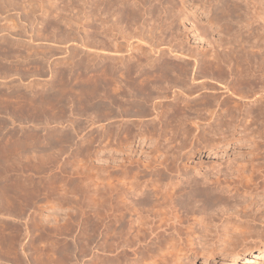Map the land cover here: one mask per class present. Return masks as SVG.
I'll list each match as a JSON object with an SVG mask.
<instances>
[{
	"label": "rangeland",
	"instance_id": "374dc122",
	"mask_svg": "<svg viewBox=\"0 0 264 264\" xmlns=\"http://www.w3.org/2000/svg\"><path fill=\"white\" fill-rule=\"evenodd\" d=\"M135 1L136 3L131 2L132 5L136 4V8L139 6L137 18H135L138 23L133 20L134 18L131 19L128 16L126 20H124V17L121 21H117L115 16L114 18L111 17L112 20L111 18H108L109 20L105 19L106 23L102 22V25L105 24L102 29L105 26V29L107 30L108 27L109 31L105 29L104 31L99 29V31L96 25L98 17L95 10L96 6L93 4L95 0H0V199H2L0 200V264H14L16 261L14 260L15 255L22 252L21 247L25 243L33 244L34 247L31 245L32 250H26V252L20 254L24 261L34 257L37 264H71L75 260L73 256L78 259L80 255L75 242L82 224V227L87 230L86 239L88 236L93 235L96 237L97 235L94 242L92 241L91 244L85 247L86 252L84 251V260L88 263L92 262V264H101L102 262L99 261L101 258L102 260L106 259L104 260L106 262L113 260L117 262L116 264H244L245 258H249L247 254L238 258L230 255V260L226 262H222L221 257L226 253L240 250L254 253L264 246V90L261 89L263 85L258 84L256 80L255 84L258 86L254 87L257 96L253 98L246 97L247 100L246 98L240 99L238 96L236 98L235 96L232 97V94H230L232 98L223 108L228 105L232 106L234 103L240 106L241 104L244 106L245 102L253 104L254 101H258L259 105L252 108L253 115L249 117L252 120L248 118L247 123H243L244 127H238V129H231L230 127L227 129H231L229 132L222 130L227 128L226 126L222 128L223 132L220 133L229 134L233 130L232 135L235 133L234 137L232 136L231 141L226 144L221 143L215 146L213 144L218 140L216 138L220 137L210 134L208 136V132H202L201 129L214 118L216 112L218 113V108L211 107L210 105L213 104H209L212 102V96L210 95L223 99L229 97V93L223 91L219 85L220 81H216L220 74L214 80L206 77V75L204 76L203 74L207 71L203 70V65L199 62V59L205 60L206 55L212 52L213 48L214 50L217 48L219 39L223 41L226 38L221 46L224 43L227 44L224 47L227 50V46L232 47L230 43L233 41L232 39L237 37L241 43L242 40L238 38L239 35L242 36L243 40L247 36L244 40V43H247L240 45L244 47L246 45L248 51L255 48L258 50L259 46H256L254 40L258 39L259 36L255 34L258 33L257 29L260 28H257L256 25L246 28V22L249 20L248 23L250 24L252 20L246 19L243 7L236 0H150L147 3H140L139 0ZM131 2L129 3L131 4ZM100 18L104 17L101 16ZM243 23H246V25H243ZM240 24L245 27L243 28ZM95 26L96 30L94 29ZM111 30L113 31L111 32ZM232 30L236 34H233ZM255 30L256 33H254ZM260 30L259 33L263 34V30ZM230 32H232L231 35ZM99 33H103V36ZM104 33H106L105 36ZM249 34L251 38L248 37ZM99 38L101 39L99 40ZM96 39L99 42H96ZM101 40L104 41V44L101 43ZM111 40L115 41L112 43ZM246 40H252L253 43L249 42L248 44ZM235 41L232 43L234 44ZM100 43L101 47L105 45L102 47L104 50L108 49L106 52H103ZM250 43L254 44V48ZM235 45L238 48L240 46L239 42H235L233 45L234 49L238 50ZM242 46L240 47L242 48ZM240 47L239 49H241ZM110 52L116 53L112 54ZM160 55L162 56L159 57ZM194 56L195 61H193ZM186 59L187 61H185ZM136 60L140 63L137 62V65H141L142 68L145 67L146 72L150 70L154 75L144 72L143 76L135 73L131 76L123 75L121 77L119 73L112 72V70H118L122 66H132L131 68L135 70ZM197 60L198 62H196ZM240 62L238 61L237 65ZM183 63H186L185 67L187 68L184 67ZM197 63H199V66H197ZM108 64L110 68L107 66ZM145 64L150 65V67L147 66L149 70ZM245 64H240V67L243 66L241 69L238 66V71H235L236 75L241 76L240 74H242L243 77L248 74L247 72H251L248 71V67H244ZM139 65L136 69L141 67ZM165 65L170 68H166V73H170L177 68L178 74L180 70H184L183 67L190 71L192 79L189 78V74H187L189 76L184 75L183 77L184 83L186 84L187 81L186 85L190 84L189 86L192 89V93L188 94L191 98H198L205 94L201 96L202 98H198L199 100L196 103L193 100L189 104V106L191 105L189 110L191 113L188 109H183V104H181L182 106L177 105V109L172 105L168 106L169 109H175L177 112H175L176 114L173 111L169 112V119L166 118V123L170 131L167 129V132L171 134L172 131H178L175 132L178 134V139L175 135V142L183 137L179 142L177 141V144L185 143L187 140L185 146L187 144L189 147L186 146V149L188 150L191 145L194 149L190 156H184L186 158L183 157V159L176 161L174 170L166 174V179L163 177L165 180L161 188L159 184H156L159 187L153 188V193L151 192L152 188H143L144 191L149 190L147 192L151 196L155 194L164 198L169 196L165 198L167 199L166 205L171 204L173 199L178 198L176 205L173 203L174 205L169 204L170 207L167 206L168 208H158L160 218L155 219L156 221L150 220V216L147 219L153 222L151 230L154 227L156 228L153 229L154 232L145 229V236H148L147 233L152 232L147 238L152 240L154 237H160V241L158 239L157 243L162 244L157 245L156 241L147 240L139 246L131 240L129 241L130 244L127 242V245L122 243L123 241L115 240V237H113L115 232L113 233L111 228L113 219L118 216L119 210L122 209H120V200H122L120 195L122 197L124 189L120 191L121 193L118 192L120 188H124V185L120 184L121 181H119L122 174L118 171V168H114L116 164L119 165L120 157H116L115 159L118 162L114 163L111 156H109L112 152L108 149H105L100 155L96 154L95 129L99 130L102 125L107 126L108 121L105 118L104 121L100 122L101 117L106 114L103 112L97 113V116L102 113V115L99 114L100 120L97 121L98 118L94 108L96 100L93 98L96 94L93 93L96 92L97 85L95 84L97 82H100L103 86L107 84V88L113 89L111 87L114 85H120L121 79H130L129 82L128 80L125 81L133 84L132 86L136 90L140 92L143 90L142 92H144V89L146 91L144 87L147 84L143 82H148L149 79L154 78L155 81H159V79L164 81L167 78L169 81L172 80L170 75L163 77L165 69L164 72L159 69L161 66L163 69ZM200 65L202 69L199 70ZM151 67L156 71L152 72ZM244 69L247 70V72L245 71L246 74H244ZM160 73L161 76L158 78ZM197 73L202 75H197ZM219 73H221V78L225 80L224 82H230L231 77H229L227 68L220 69ZM250 74L252 73L248 75ZM150 75L158 77H151ZM194 76L195 78L200 76L198 78H201V80L195 79ZM202 76L204 77L202 78ZM147 77L151 78L146 79ZM199 80L213 83L215 88L211 89L206 86V89H201V87L196 86L200 82ZM259 85L262 86L259 88ZM176 90L162 91L161 97H164L159 100H163L165 103L170 102L173 93L177 92ZM146 92L144 93L146 94ZM154 96L153 99L156 98ZM168 96L171 97L168 98ZM153 102L156 101H149L144 108H133L134 111L139 109L142 112L143 110L142 115L127 119L139 121L141 119L143 122L156 119V112H150ZM201 102L202 104H200ZM205 105L210 106L211 109ZM185 110H187V113ZM198 113L199 118L196 116ZM211 113L214 115L212 116ZM179 115L181 117L184 115L188 119L185 118V120L182 117L183 121H181L182 118ZM103 119L104 117H102ZM228 119L225 121L231 123L232 119H229L231 122H228ZM149 126L150 134L154 133L156 126ZM199 131L202 132L201 134L204 133L203 137L200 136ZM107 135L109 137V134ZM199 136L201 138L197 141L198 139H195V137L199 138ZM188 139L191 141L189 142ZM194 139L196 142H194ZM150 142L146 144L148 145ZM145 147L146 150L147 146ZM179 149V152L175 149L174 154L180 153L181 149ZM136 150L137 152L133 153L132 156L128 155L130 159L132 158L131 160L136 162L140 160L142 163L147 155L145 151L144 154L139 153L140 148ZM184 152L187 151L181 153ZM143 155H145V158L142 157ZM186 155H189V153ZM98 167L103 170V173L101 170L103 179L108 175L106 174L107 171L111 172V179L103 181L115 185L114 188L111 185L103 188L105 192L102 189L105 195L101 192L102 195L100 194V196L101 198L105 197L103 200H100L99 197V200L105 204L97 202L98 197L95 194L94 184L96 183V170ZM132 171L137 172L136 169ZM139 173L141 172L139 171ZM147 178L144 177V180ZM155 178L152 179L155 180ZM142 179L140 178L139 181H144ZM105 182L103 184H106ZM167 183H169L168 189L165 186ZM107 189L110 190V193ZM113 189H116V192ZM155 189L158 190V193L155 192ZM161 189L166 190L164 192ZM166 192L170 193L171 196L170 194L166 195ZM170 197L172 198L168 199ZM109 199L111 200L109 201ZM96 204H102L103 206L100 205L97 210ZM109 204L111 205L109 206ZM169 208L170 210H168ZM168 211H171L170 214ZM161 216L163 219H161ZM144 228H147V226ZM87 233H90V235ZM125 237L128 238L129 235H125ZM163 238H166L167 241ZM92 248H96L98 251L96 254L100 258L97 261H91L94 260L93 253H95ZM212 250L216 253L210 259L206 255ZM195 256L197 258L192 263L191 258Z\"/></svg>",
	"mask_w": 264,
	"mask_h": 264
},
{
	"label": "bare ground",
	"instance_id": "6f19581e",
	"mask_svg": "<svg viewBox=\"0 0 264 264\" xmlns=\"http://www.w3.org/2000/svg\"><path fill=\"white\" fill-rule=\"evenodd\" d=\"M131 1H134V3H136V1L135 0H95V3L93 2V4L96 6V14H97V23H96V25H97V27H98V30L99 29H101V30H103L104 31V29H105V26H104V29H102V26L103 25H105L104 23H106L105 22V19H108V18H111V17H115L116 16V18H117V21H121L124 17H125V19L124 20H126V18H128V17H131V19L132 18H134L133 20H136L135 18H137L136 16H137V11H138V7L139 6H137V8H136V4L135 5H132V2ZM150 0H139V2L141 3H147V2H149ZM152 1H156V0H152ZM218 1H223V0H218ZM129 2H131V4L129 3ZM236 2L238 3V4H240V6H242L243 8V10H244V12L246 13L245 14V16L247 17H245L246 19H251L252 20V22L249 24L248 22H249V20H248V22H246L247 23V26H246V28L248 27H251L252 25H256V26H258L257 28H260L261 30H263V34H264V0H236ZM133 3V4H134ZM138 3V2H137ZM210 3V2H209ZM224 3V2H223ZM222 3V4H223ZM94 5H93V7H94ZM207 5H209V4H207ZM213 5V4H212ZM133 6H134V8H133ZM132 7V8H131ZM213 7V6H212ZM142 8V7H141ZM136 10V11H135ZM209 10V9H208ZM143 11V10H142ZM95 12V11H94ZM208 12V11H207ZM211 12V11H210ZM146 13H148V11H146ZM125 15V16H122V15ZM149 14V13H148ZM147 14V15H148ZM243 14V13H242ZM244 15V14H243ZM94 16H96V15H94ZM101 16H103L104 18H100ZM128 16V17H127ZM139 18V17H138ZM239 18H241V17H239ZM242 19H244V18H242ZM96 20V19H95ZM109 20V19H108ZM111 20H112V18H111ZM116 20V19H115ZM123 20V21H124ZM128 20V19H127ZM149 20V19H148ZM104 21V23H103V25H102V22ZM107 21V20H106ZM113 21H114V19H113ZM117 21H115V23H117ZM122 21V22H123ZM132 21V20H131ZM137 21V20H136ZM245 21H247V20H245ZM121 22V23H122ZM149 22V21H148ZM230 22V21H229ZM244 22V21H243ZM115 23H113L112 22V24H114L115 25ZM120 23V22H119ZM123 23H125V22H123ZM128 23V22H127ZM137 23H138V21H137ZM246 23H243V25L245 24L246 25ZM153 24V23H152ZM117 25H120V24H117ZM116 25V26H117ZM122 25V24H121ZM126 25V24H125ZM241 25V24H240ZM243 25H241V26H243ZM128 26V25H127ZM223 26V25H222ZM256 26H253L254 28L256 27ZM115 27V26H114ZM118 27V26H117ZM130 27V26H129ZM128 27V28H129ZM239 27V26H238ZM237 27V28H238ZM245 26H243V28H244ZM252 27V28H253ZM112 28V27H111ZM121 28V27H120ZM127 28V29H128ZM247 28V29H248ZM256 28V29H257ZM94 29L96 30V26L94 27ZM110 29V28H109ZM114 29V28H113ZM126 29V30H127ZM239 29V28H238ZM259 29V30H260ZM106 30V29H105ZM107 30H108V27H107ZM106 30V31H107ZM116 30V29H115ZM124 30V29H123ZM249 30H251V29H249ZM259 30L257 29V34H255V35H257V36H259L258 37V39H255L254 41V43L256 44V46H259L258 47V50H256L257 48H255V49H253L254 47H253V45L250 43V45H252V51H248L249 49L247 48V46L245 45V47L244 46H242V45H240V44H243L244 43V40L247 38V36H245L246 38L243 40L241 37L242 36H240L239 35V39H241L242 41H241V43H240V41H238V39H237V37H235L236 39H237V41H235L236 39L234 38V39H232L233 41H235V42H239V45L240 46H242V48L241 49H239V47L237 48V46H238V44H237V46L235 45V47L238 49V50H236V49H234V47H233V45L235 44V42H234V44L232 43L233 41H231L230 43L232 44V47L230 48V47H226L227 48V50L224 48L227 44H225L224 43V45L223 46H221L222 44H223V41L226 39V38H224V40L222 41V39H219V43H218V45H217V48H215V50H214V48L212 49V47H211V49L213 50H211L212 52H210L209 54H207L206 56H207V58L205 59V60H203L202 58V60H200L199 59V62H200V64H202L203 65V70H205V71H207V72H205L203 75L205 76L206 75V77H210L211 79H216L217 78V76H218V74H220L221 75V73H219V70L220 69H222V68H227V70H228V74H229V77H231V80H230V82L229 83H226V82H224L225 80L224 79H222L221 78V76L219 75L218 77V79H216V81L218 80V81H220V87L223 89V91L225 90L227 93H229V97H225V98H219V97H214V95H210V96H212V102L211 103H209V104H213V105H210L211 107H217L218 108V113L216 112V114L214 113V112H212V113H214L215 114V116H214V118L209 122V123H207V124H205L204 126H203V128L202 127H200V128H202L201 130H202V132H208L207 133V135L208 134H210V135H213V136H217V137H220V138H216V139H218V140H216L215 141V144H213V145H220L221 143H228V142H230L231 141V139H232V136L234 137V134L232 135V131L228 134V133H220V132H223L222 130H225V132H229L232 128H234V129H238V127H244V122H245V124L247 123V120H248V118L250 117V115H253L252 113V108H256V107H258V105H259V102L258 101H254V103L253 104H250V103H246L245 102V105L243 106L242 104H241V106L240 105H238V104H236V103H234V105H228L226 108H223V107H225L228 103H229V100H230V98H232V97H234L235 96V98H236V96H238L240 99H243V98H246V97H251V98H253V97H255V96H257L256 95V92H255V87H257L258 85H256L255 84V81L257 80L258 81V84H262V85H259V88L261 87V89L263 88V90H264V35L263 34H260L259 33ZM260 30V31H261ZM100 31V30H99ZM103 31H101V32H103ZM109 31V30H108ZM113 30H111V32H112ZM117 31V30H116ZM119 31H122V30H119ZM118 31V32H119ZM128 31V30H127ZM132 31V30H131ZM131 31H130V34H131ZM233 31V30H232ZM238 31V30H237ZM236 31V32H237ZM239 31H240V29H239ZM98 32V31H97ZM235 31H233V34H236V33H234ZM247 32H249V31H247ZM254 32V31H253ZM251 33L252 35L254 34V33H256V30H255V32L254 33ZM108 34H110L109 32H107ZM124 33V32H123ZM128 33V32H127ZM134 33V32H133ZM227 33V32H226ZM238 33H240V32H238ZM244 33V32H243ZM99 34H101V33H99ZM103 34V33H102ZM101 34V36H103ZM105 34L106 33H104V36H105ZM107 34V35H108ZM135 34V33H134ZM232 34V32H230V35ZM242 34V33H241ZM248 34V33H247ZM259 34V35H258ZM127 35V34H126ZM137 35V34H136ZM226 35V34H225ZM245 35V34H244ZM96 36V35H95ZM111 36V35H110ZM229 36V35H228ZM228 36H227V40H228ZM232 36H235V35H232ZM250 36V34L248 35V37ZM137 37V36H136ZM231 37V36H230ZM230 37H229V40H230ZM244 37V36H243ZM256 37V36H255ZM95 38V37H94ZM98 38V37H97ZM107 38H109V37H107ZM113 38V37H112ZM249 38H251V36L249 37ZM248 38V39H249ZM252 38H253V36H252ZM101 38H99V40H100ZM128 39V38H127ZM254 39V38H253ZM103 40H104V38H103ZM137 40V39H136ZM112 41V40H111ZM115 40H113L112 41V43L114 42ZM174 41V40H173ZM246 41H248V40H246ZM96 42H99L98 41V39H96ZM137 42H138V40H137ZM225 42V41H224ZM249 42H252L253 43V41L252 40H250V41H248V44H249ZM101 43L102 44H104V41L102 42V40H101ZM101 43H100V47H101ZM112 43H110V44H112ZM217 43V42H216ZM227 43H229V42H227ZM229 43V44H230ZM245 43H247V42H245ZM244 43V44H245ZM95 44V43H94ZM96 44H98V43H96ZM108 44V43H107ZM125 44V43H124ZM243 44V45H244ZM127 45V44H126ZM249 45V47L251 48V46ZM97 46V45H96ZM98 46H99V44H98ZM103 46H105V45H103ZM102 46V47H103ZM110 46V45H109ZM108 46V47H109ZM116 46V45H115ZM118 46V45H117ZM124 46V45H123ZM147 46V45H146ZM230 46V45H229ZM94 47H95V45H94ZM99 47V48H100ZM101 47V49H103L104 50V48H102ZM107 47V48H108ZM243 47H244V50H243ZM111 48V47H110ZM113 48V47H112ZM150 48H151V46H150ZM246 49V50H245ZM97 50V49H96ZM100 50V49H99ZM106 50H108V49H106ZM106 50H104L103 52H106ZM150 50V49H149ZM158 50V49H157ZM163 50V49H162ZM110 51V50H109ZM135 51V50H134ZM139 51V50H138ZM141 51V50H140ZM98 52V51H97ZM96 52V53H97ZM101 52V51H100ZM99 52V53H100ZM116 52H117V50H116ZM115 52V53H116ZM122 52V51H121ZM125 52H126V50H125ZM143 52V51H142ZM110 53H112V52H110ZM115 53H112V54H115ZM128 53V52H127ZM140 54V53H139ZM195 54V53H194ZM205 54V53H204ZM173 55V54H172ZM187 55V54H186ZM189 55V54H188ZM203 55V54H202ZM100 56V55H99ZM143 56V55H142ZM162 55H160L159 57H161ZM197 56V55H196ZM112 57V56H111ZM131 57V56H130ZM140 57V56H139ZM185 57H187V56H185ZM193 57V56H192ZM95 58H96V56H95ZM100 58V57H99ZM107 58V57H106ZM126 58V57H125ZM127 58H129V57H127ZM141 58V57H140ZM154 58V57H153ZM190 58H191V56H190ZM102 59V58H101ZM108 59V58H107ZM113 59V58H112ZM156 59V58H155ZM158 59V58H157ZM198 59V58H197ZM103 60V59H102ZM117 60V59H116ZM140 60V59H139ZM177 60V59H176ZM98 61V60H97ZM104 61V60H103ZM103 61H101V62H103ZM159 61V60H158ZM161 61V60H160ZM159 61V62H160ZM167 61V60H166ZM185 61H187V59L185 60ZM184 61V62H185ZM193 61H195V56H194V60ZM238 61H241L242 63H246L245 64V68H247L248 67V71H251V72H247V70H245L244 69V74H246V72L249 74V73H252V74H250V75H244L243 77H242V74H240L241 76H238V74L236 75V72L235 71H238V69L237 68H239L240 67V64H242L241 62H240V64L239 65H237L238 64ZM137 60H136V64H135V70L133 69V68H131V67H128V66H122V67H120L118 70L117 69H114V70H112V72L113 73H119V75H121V77L123 76V75H130L131 76V74H135V73H137L139 76L140 75H142L143 76V73L144 72H146V70L144 69V68H142V66L141 65H139V66H141L140 68H137L136 69V67H138V65H137ZM148 62V61H147ZM159 62H157L158 64H160ZM162 62V61H161ZM196 62H198V60L196 61ZM99 63V62H98ZM97 63V64H98ZM106 63V62H105ZM110 63V62H109ZM122 63V62H121ZM120 63V64H121ZM128 63V62H127ZM144 63H146V62H144ZM143 63V64H144ZM96 64V63H95ZM131 64H133V63H131ZM130 64V65H131ZM184 64V67L186 66V63H183ZM187 64H188V62H187ZM122 65H124L123 63H122ZM127 65V64H126ZM137 65V66H136ZM146 65V64H145ZM154 65V64H153ZM157 65V64H156ZM163 65V64H162ZM244 65V64H243ZM98 66V65H97ZM102 66V65H101ZM107 66H109V64L107 65ZM118 66V65H117ZM150 67V65L148 64V65H146V68H148V67ZM155 66V65H154ZM159 66V65H158ZM197 66H199V63H197ZM225 66V67H224ZM239 66V67H238ZM104 67V66H103ZM162 67V66H161ZM159 68V69H161V71L163 70V72H164V69H165V72H164V75H163V77L166 75H170V77H172V80L170 79V78H168V79H170V81L169 80H167V78H165L166 80H164V81H161L160 79H159V81H155L154 80V78L153 79H149V81L147 82L146 80V82H143L144 84L146 83L147 85H145L146 87H144V88H146V91H145V89H144V92H146V94L144 93V92H140L139 90H136L135 88H134V86H132L133 84H131V83H128L129 82V80L128 79H125V80H128V82L127 81H125L124 79L122 80L121 79V82L119 83L120 85H118V86H116V85H114L113 87H111V88H113V89H109V88H107L106 86H107V84H106V86L104 85H101L100 84V82H97V80H96V82H97V84H95V85H97L96 86V92L95 93H93V94H96V96H94L93 98L96 100L94 103V105H95V111H96V116H97V113L98 112H103L104 114H105V116H102V117H104V119L102 120V117H101V120H100V116H99V114H98V116H97V118H98V120L97 121H99L100 120V122L101 121H104L105 120V118H106V121H108V123H107V126H104V125H102V126H100V129L98 130H96L95 129V131H96V139H94V140H96V148H95V151H96V154L97 155H100V154H102L103 153V151L105 150V149H108V151H110V152H112V153H110V155L109 156H111V158H112V162H118V160H116L115 158L117 157H120V159H119V165H115V167L114 168H118L119 170L118 171H120V173L122 174V176H121V179L119 180V181H121L120 182V184L122 183V185H124V188H120V190L118 191V192H120L122 189H124L123 191H122V197H121V195H120V198H122V200H120L121 201V207H120V209L121 210H119V212H117V213H119V214H117V215H115V216H117L116 218H114L113 219V222L111 223V228H112V232L114 233L115 232V234H113V237H115V240L117 239V241H123L122 243H126L127 244V242L129 243V241H133L134 243H136V245H139V246H141L142 245V243H144V242H147V240H149L147 237L152 233H147L148 234V236H145V229L147 230L148 229V231L150 232V231H153V229L154 228H156V227H154L152 230H151V228H152V221L153 220H155V219H157L158 217L160 218V216L158 215V214H160L159 213V209H165V208H168L167 206H169L170 207V205H172L173 203L176 205V200L178 199L177 197V199L176 200H174V202H173V200H172V202H171V204L169 205H166L165 203H167L166 202V200L167 199H165V198H167V197H169V196H167V197H161V195H160V197H161V199H160V197H158L159 195H157V194H155V195H153V196H151L150 195V193H148L147 191H149V190H143V188L145 189H148V188H152V190H151V192L153 193L154 191H153V188H156V187H159L160 186V188L162 187V184H164L163 183V181L166 179L165 177L167 176L166 174H168V172H171V171H173L174 169L173 168H175L174 166L176 165L175 163H176V161H179V160H181V159H183V157L184 156H190V154H191V152L193 151V149L194 148H192L193 147V145H191L190 146V148L187 150L186 149V146H187V144H186V146H185V143L187 142V140H186V142L184 143V142H181V144L180 143H178V144H180V145H178L177 144V141L178 140H176V142H175V135H177V139H178V134H176L178 131H172L171 132V134L170 133H168L167 132V129H168V126H167V123H166V118H168V114H169V112L170 111H173L174 113L175 112H177V110L175 111V109H173V110H171V109H169V107L168 106H170V105H172V106H174L175 108L177 107V105H181V104H183V106L182 107H184L183 109H188V111L190 110V106H189V104L194 100V103H196L199 99L198 98H200L201 96H203V95H205V94H203V95H201L200 97H198V98H191L188 94H190V92H191V87L189 86V85H186L187 84V81H186V84L184 83L185 81H184V75H187V74H189L190 75V71H188L187 69H185V68H187V67H183V69L184 70H180L179 71V73L177 74V68L176 69H173V70H176L175 72H168V73H166V68H168V67H166V65L165 66H163L164 68L162 69V68ZM171 67V66H170ZM173 67V66H172ZM180 67V66H179ZM241 67H243V66H241ZM241 67H240V69H241ZM109 68H110V66H109ZM118 68V67H117ZM154 68V67H153ZM155 68H158V67H155ZM174 68V67H173ZM198 68V67H197ZM251 68V70H249ZM101 69V68H100ZM106 69H108V68H106ZM168 69H170V68H168ZM180 69V68H179ZM178 69V70H179ZM181 69H182V67H181ZM200 69H202V67H201V65H200V68H199V70ZM103 70V69H102ZM145 70V71H144ZM148 70H149V68H148ZM147 70V71H148ZM198 70V71H199ZM224 70V69H223ZM100 71V70H99ZM107 71H110V70H107ZM151 71L152 72H154V71H156V69H152V67H151ZM158 71V70H157ZM160 71V70H159ZM197 71V72H198ZM246 71V72H245ZM101 72V71H100ZM149 72V74H152L151 72H150V70L148 71ZM148 72H146V73H148ZM221 72H222V70H221ZM227 72V71H226ZM242 72V71H241ZM241 72H238V73H241ZM104 73V72H103ZM109 73V72H108ZM162 73V72H161ZM161 73L159 74V77L158 76H151V77H158V78H160V76H161ZM201 73H202V71H201ZM233 73H235V74H233ZM145 74V73H144ZM198 74H200V73H197V75ZM111 75V74H110ZM137 75V76H138ZM148 75V74H147ZM152 75H154V74H152ZM157 75V74H156ZM189 75H187V76H189ZM200 75H202V74H200ZM108 76V75H107ZM132 76H134V75H132ZM149 76V75H148ZM186 76V77H187ZM204 76H202V78L204 77ZM228 76V75H227ZM245 76H247V77H245ZM151 77H147L146 79H148V78H151ZM198 77H200V76H198ZM197 77V78H198ZM205 77V78H206ZM97 78V77H96ZM99 78H101L100 76H99ZM115 78V77H114ZM117 78V77H116ZM190 79H192L191 78V75H190V77H189ZM194 78H195V76H194ZM197 78H195V79H197ZM224 78V77H223ZM228 78V77H227ZM111 79V78H110ZM118 79H119V77H118ZM145 79V78H144ZM162 79V78H161ZM186 79V78H185ZM194 79V80H195ZM198 79H200L201 80V78H198ZM113 80H116V79H113ZM151 80H154V81H151ZM156 80H158V79H156ZM199 80V81H200ZM227 80V79H226ZM107 81V80H106ZM105 81V82H106ZM134 81V80H133ZM133 81H131V82H133ZM140 81V80H139ZM95 82V83H96ZM102 82V81H101ZM211 82V81H210ZM113 83V82H112ZM115 83H116V81H115ZM114 83V84H115ZM139 83V82H138ZM137 84V83H136ZM141 84V83H140ZM143 84V85H144ZM239 84V85H238ZM112 85V84H111ZM238 85V86H237ZM109 86V85H108ZM115 86H116V88H115ZM137 86V85H136ZM140 86V85H139ZM196 86L197 87H201V89H204L206 86H207V88H211V89H214L215 87L213 86V83L211 84V83H208L207 81L206 82H203V81H200V82H198V84H196ZM209 86V87H208ZM255 86V87H254ZM141 87V86H140ZM140 87H139V89H140ZM95 88V87H94ZM143 89V88H142ZM169 89H173V91H174V89H177L176 91V93L174 92H172L174 95H173V98H171L172 100L170 101V102H168V103H165V102H163V100H159V99H162L164 96H162L161 97V94H162V91H168ZM206 89V88H205ZM111 90V91H110ZM170 91H172V90H170ZM197 91V90H196ZM163 92V93H164ZM212 92V91H211ZM192 93V92H191ZM171 94V93H170ZM230 94H232V97H230L231 95ZM235 94V95H234ZM152 95V96H151ZM154 95H157V96H154ZM164 95H165V93H164ZM188 95V96H187ZM227 95V94H226ZM156 97V98H152V97ZM166 96V95H165ZM223 96V95H222ZM161 97V98H160ZM169 97H171V96H168V98ZM202 98V97H201ZM166 99V98H165ZM220 99H222V100H220ZM202 100V99H201ZM246 100H247V98H246ZM255 100V99H254ZM149 101H156V102H153V104L151 105L152 107V110L150 111V112H156V115H155V117H156V119H154V120H152V121H148V122H143V121H141V119H140V121L139 120H129V119H127V118H130V117H140L141 115H142V113H143V110H142V112L141 111H139V109H138V111H137V109L134 111L133 110V108L135 109V108H144L145 107V105H146V103H148ZM209 101V100H208ZM204 102V101H203ZM239 102V101H238ZM237 102V103H238ZM193 103V104H194ZM207 103V105H209L208 104V102H206ZM166 104H168V105H166ZM200 104H202V102L200 103ZM232 104H233V102H232ZM244 104V103H243ZM196 105H199V104H196ZM207 105H205V106H207ZM200 106V105H199ZM210 106H207V107H209L210 109H211V107ZM192 108H193V106H192ZM197 108H200V107H197ZM202 108V107H201ZM149 109V108H148ZM177 109V108H176ZM182 109V108H181ZM198 110V109H197ZM203 110V109H202ZM146 111V110H145ZM186 111V113H187V110H185ZM193 111V110H192ZM203 111H205V110H203ZM203 111H200V112H203ZM206 111H208V110H206ZM209 111H212V110H209ZM214 111V110H213ZM150 112H148V113H150ZM190 113H191V111H189ZM181 113V112H180ZM185 112L183 111V114H184ZM190 113H188V114H190ZM207 113V112H206ZM212 113H211V115H212ZM260 113V112H259ZM172 114V116H174L173 115V113H171ZM176 114V113H175ZM210 114V113H209ZM213 114V115H214ZM100 115H102V113L100 114ZM117 115V116H116ZM182 115V114H181ZM197 115H199V113L198 114H196V116ZM212 115V116H213ZM95 116V117H96ZM146 116V115H145ZM180 116V115H179ZM188 116V115H187ZM190 116H192V115H190ZM190 116H189V118H190ZM194 116V115H193ZM210 116V115H209ZM116 117H118V118H116ZM151 117H152V115H151ZM171 117V116H170ZM177 117V116H176ZM181 117V116H180ZM184 119L185 118H187V117H184V115L182 116ZM181 117V118H182ZM198 117V116H197ZM252 117V116H251ZM96 118V119H97ZM134 118V119H135ZM181 118H180V120H181ZM183 118H182V120L181 121H183ZM199 118V117H198ZM201 118V117H200ZM212 118V117H211ZM231 120L232 119V122L229 120V119ZM253 118V117H252ZM115 119H117V120H115ZM120 119V120H119ZM138 119V118H137ZM143 119V118H142ZM149 119V118H148ZM169 119V118H168ZM175 119V118H174ZM188 119V118H187ZM207 119V118H206ZM226 119H228L227 121L229 122H231V123H227L225 120ZM250 120H252L251 118H249ZM151 120V119H150ZM157 120V121H156ZM178 120V119H177ZM186 120V119H185ZM172 121H173V119H172ZM176 121V120H175ZM180 121V122H181ZM192 121V120H191ZM194 121V120H193ZM208 121V120H207ZM254 121V120H253ZM189 122V121H188ZM187 122V123H188ZM255 122V121H254ZM97 123V122H96ZM195 123V122H194ZM200 123H201V121H200ZM149 125H151V126H156V129L154 130L155 132L153 133L152 131V135L150 134V132H149V128L148 127H150ZM171 125V124H170ZM196 125H198V123H196ZM182 126V125H181ZM225 126L227 127V128H225ZM248 126V125H247ZM170 127V126H169ZM180 127V126H179ZM188 127V126H187ZM197 127V126H196ZM199 127V126H198ZM231 127V129L230 130H227V129H229ZM178 128V127H177ZM192 128H193V126H192ZM222 128H225V129H222ZM262 128V127H261ZM151 129V128H150ZM222 129V130H221ZM169 130V129H168ZM195 130H196V128H195ZM194 130V131H195ZM247 130V129H246ZM110 131V133H108ZM170 131V130H169ZM184 131V130H183ZM187 132V131H186ZM201 132V133H202ZM55 133V132H54ZM190 133V132H189ZM194 133V132H193ZM199 133H200V131H199ZM200 133V134H201ZM107 134H109V137H108V135ZM185 134V133H184ZM183 134V135H184ZM199 134V135H200ZM204 134V133H203ZM203 134H201L200 136H204ZM72 135V134H71ZM120 135H122V136H120ZM182 135V136H183ZM187 135V134H186ZM192 135V134H191ZM194 135V134H193ZM192 135V136H193ZM206 135V134H205ZM206 135V136H207ZM226 135V136H225ZM68 136V135H67ZM199 136V138L198 137H195V139H198L197 141H199L200 140V137ZM209 136V135H208ZM239 136V135H238ZM65 137H66V135H65ZM71 137V136H70ZM106 137V138H105ZM189 137V136H188ZM214 137V138H215ZM67 138V137H66ZM186 138V137H185ZM205 138V137H204ZM203 138V139H204ZM105 139V140H104ZM181 139H183V137L181 138ZM180 139V140H181ZM187 139V138H186ZM192 139V138H191ZM194 139V140H195ZM208 139H210L209 137H208ZM207 139V140H208ZM61 140V139H60ZM63 140V139H62ZM69 140V139H68ZM68 140H66V141H68ZM179 140V141H180ZM185 140V139H184ZM206 140V139H205ZM206 140V141H207ZM150 141H152V142H150ZM178 141V142H179ZM183 141V140H182ZM188 141H189V139H188ZM191 141V140H190ZM189 141V142H190ZM212 141V140H211ZM63 142V141H62ZM65 142V141H64ZM147 142H150V144H146ZM188 142V143H189ZM194 142H196V140L194 141ZM210 142V141H209ZM208 142V143H209ZM206 143V142H205ZM68 144V143H67ZM175 144V145H174ZM199 144V143H198ZM195 145V144H194ZM140 146V147H139ZM145 146H147V149L145 150L144 148H146ZM26 147V146H25ZM81 147V146H80ZM95 147V146H94ZM127 147H129V149H127ZM187 147H189V146H187ZM218 147V146H217ZM86 148V147H85ZM140 148V152L139 153H141V154H144V151H145V153H146V157L147 158H145V155H143L142 157L143 158H145L144 160H143V162L141 163V161L139 160L138 162H136V161H134V160H131L130 159V156L129 155H131L132 156V154L133 153H136L137 152V150L136 149H139ZM180 148L181 149V151H180V153H178L179 151H178V149ZM208 148V147H207ZM144 149V150H143ZM175 149H176V151H178L177 153H175V154H177V155H179V156H177V155H175L174 154V152H175ZM179 149V150H180ZM55 150V149H54ZM131 150V151H130ZM50 151V150H49ZM183 151H187L186 153L184 152V153H181V152H183ZM62 153V152H61ZM109 153V152H108ZM189 153V155H186V154H188ZM59 154V153H58ZM105 154H107V153H105ZM129 154V155H128ZM57 155V154H56ZM55 155V156H56ZM108 155V154H107ZM20 157V156H19ZM186 157H184V158H186ZM18 158V157H17ZM28 158V157H27ZM142 158V159H143ZM29 159V158H28ZM141 159V160H142ZM111 162V163H112ZM116 162V163H117ZM178 163V162H177ZM109 164V163H108ZM175 164V165H174ZM114 166V165H113ZM97 167V166H96ZM95 167V168H96ZM185 167H186V165H185ZM176 168H179V167H176ZM134 169H136L137 170V172L136 173H134V171H132V170H134ZM101 170H102V168L100 169L99 167H98V169L96 170L97 171V176H96V183L94 184V187H95V191H96V197H98L97 198V202L99 201V203H104L103 201L102 202H100V200H103V198L105 197H103V198H101V196H100V194H101V192H102V189L103 188H107L108 186H110L111 184L108 182V180H107V182L108 183H106L105 181H103V180H106V179H111V172H108L107 171V173L106 174H108L107 176H106V178L105 179H103V176H101ZM111 170V169H110ZM141 172V173H139V171ZM181 170V169H180ZM105 171V170H104ZM184 171V170H183ZM133 172V173H132ZM102 173H103V170H102ZM116 173V172H115ZM173 173V172H172ZM181 173H182V170H181ZM242 174V173H241ZM94 176V175H93ZM92 176V177H93ZM240 176V175H239ZM144 177H149V178H147L146 180H144ZM157 178L158 177V179L156 180V178H155V180H153L152 178ZM165 179H164V178ZM95 178V177H94ZM118 178H120V177H118ZM140 178H143L142 180H144V181H142V182H140L139 181V179ZM168 180H169V178H168ZM92 181V180H91ZM116 181H118V180H116ZM167 181V180H166ZM165 181V182H166ZM103 182H105L106 184H103ZM114 182V181H113ZM144 182V183H143ZM119 183V182H118ZM156 184H159V186L157 185L156 186ZM87 185H90V184H87ZM107 185V186H106ZM174 185V184H173ZM231 185V184H230ZM91 186V185H90ZM111 186H113L112 188H114V186L115 185H111ZM120 186V185H119ZM165 186L167 187H169V183H167V184H165ZM118 187V186H117ZM168 187H167V189H168ZM175 188V187H174ZM13 189V188H12ZM109 189H110V187H109ZM109 189H107V191H109L108 193H110V190ZM159 189V188H158ZM20 190V189H19ZM88 190V189H87ZM104 190V192H105V189H103ZM115 192H116V189H113ZM156 190V189H155ZM162 190V189H161ZM164 190H166V189H164ZM164 190H162V191H164ZM112 191V190H111ZM160 191V190H159ZM161 191V192H162ZM117 192V193H118ZM156 193H158V190H156L155 191ZM165 192V191H164ZM103 193V192H102ZM121 193V192H120ZM151 193V194H152ZM83 194V193H82ZM104 195H105V193H103ZM107 194V193H106ZM111 194H113V193H111ZM114 194H116V193H114ZM163 194V193H162ZM168 193L166 192V195H167ZM170 194V193H169ZM168 194V195H169ZM102 195V194H101ZM118 196H119V194H117ZM164 195V194H163ZM162 195V196H163ZM170 196H171V194H170ZM89 197V195L87 196V198ZM101 199H100V198ZM111 197H112V195H111ZM110 197V198H111ZM113 197H115L114 195H113ZM172 197H174V196H172ZM172 197H170V198H168V199H171ZM87 198H86V202H87ZM119 198V197H118ZM181 198V197H180ZM96 199V198H95ZM100 199V200H99ZM114 199V198H113ZM0 200H2V199H0ZM111 199H109V201H110ZM114 200H116V199H114ZM160 200H161V203H160ZM82 201H84V200H82ZM96 201V200H95ZM169 201V200H168ZM171 201V200H170ZM96 202V203H97ZM98 203V204H99ZM93 204V203H92ZM102 204H100V205H102ZM105 204V203H104ZM173 204V205H174ZM81 205V204H80ZM83 205V204H82ZM100 205H97L96 204V206H97V210L99 209V206ZM111 204H109V206H110ZM115 205H117V204H115ZM114 205V206H115ZM119 205V206H120ZM163 205H165L164 207H163ZM182 205V204H181ZM198 205V204H197ZM84 206V205H83ZM103 206V205H102ZM105 206V205H104ZM106 207V206H105ZM159 207H162V208H159ZM91 208V207H90ZM104 208V207H103ZM113 208V207H112ZM116 208H119V207H116ZM159 208V209H158ZM80 209H81V207H80ZM86 209V208H85ZM110 209V208H109ZM102 210V209H101ZM168 210H170V208L168 209ZM83 211V210H82ZM109 211H111V210H109ZM113 211V210H112ZM117 211H118V209H117ZM123 211V212H122ZM161 211V210H160ZM163 211V210H162ZM99 212V211H98ZM122 212V213H121ZM169 212V214H170V212L171 211H168ZM109 213V212H108ZM162 213V212H161ZM172 213H174V212H172ZM84 214V213H83ZM115 214V213H114ZM113 214V215H114ZM167 214V213H166ZM169 214H167V215H169ZM149 216L151 217V219L150 220H152V221H149V220H147L148 218H149ZM83 217V216H82ZM173 217V216H172ZM86 218V217H85ZM102 218V217H101ZM112 218H113V216H112ZM175 218H177V217H175ZM104 219V218H103ZM161 219H163L162 218V216H161ZM104 220H106V219H104ZM169 220V219H168ZM171 220H172V218H171ZM103 221V220H102ZM149 221V222H148ZM156 221V220H155ZM170 221V220H169ZM160 222H162V221H160ZM177 222V221H176ZM83 223V222H82ZM85 223V222H84ZM97 223V222H96ZM155 223V222H154ZM166 223H167V221H166ZM179 223V222H178ZM156 224V223H155ZM170 224V223H169ZM167 225V224H166ZM165 225V226H166ZM83 226V224L82 225H80V228H79V230H80V232H79V235H78V237H77V239H76V242H75V246L78 248V253H80V255H79V257H78V259L76 258V257H74L73 256V258H75V260H73L72 262H71V264H92V262H89L88 263V261H85L84 260V251H85V247L87 246V245H89V244H91V242L93 241L94 242V238H96L97 237V235H96V237H94L93 235H91V236H88V238L86 239V231L87 230H85V227H82ZM105 226V225H104ZM145 226H147V228H144ZM161 226V225H160ZM91 227V226H90ZM94 227V226H93ZM96 227V226H95ZM163 227V226H162ZM167 227V226H166ZM165 227V228H166ZM158 228V227H157ZM168 228V227H167ZM171 228V227H170ZM176 228V227H175ZM87 229H89V228H87ZM144 229V230H143ZM173 229V228H172ZM92 230V229H91ZM94 230V229H93ZM160 230V229H159ZM147 231V232H148ZM155 231H156V229H155ZM178 231V230H177ZM93 232V231H92ZM154 232V231H153ZM107 233V232H106ZM110 233V232H109ZM160 233V232H159ZM174 233V232H173ZM88 234V233H87ZM102 234V233H101ZM171 234V233H170ZM88 235H90V233L88 234ZM94 235H95V233H94ZM98 235H99V233H98ZM111 235V234H110ZM125 235L127 236V235H129V237L128 238H126L125 237ZM176 235V234H175ZM179 235V234H178ZM177 235V236H178ZM156 236V235H155ZM158 236H160V235H158ZM157 236V237H158ZM182 236V235H181ZM110 237H112V236H110ZM184 237V236H183ZM90 238V239H89ZM93 238V239H92ZM126 238V239H125ZM130 238V239H129ZM151 238V237H150ZM160 238V237H159ZM159 238H155L154 237V239H152V240H149V241H156V243H157V240L159 239ZM167 238V237H166ZM166 238L164 239V240H166ZM171 238V237H170ZM180 238V237H179ZM103 239V238H102ZM113 239V238H112ZM187 239V238H186ZM192 239V238H191ZM74 240V239H73ZM96 240V239H95ZM171 240V239H170ZM173 240H175V239H173ZM188 240V239H187ZM148 241V242H149ZM159 241H160V239H159ZM162 241V240H161ZM167 241V240H166ZM178 241H179V239H178ZM193 241V240H192ZM107 242V241H106ZM111 242V241H110ZM109 242V243H110ZM169 243H170V241H168ZM172 242H174V241H172ZM181 242V241H180ZM200 242V241H199ZM214 242V241H213ZM103 243V242H102ZM134 243H132V244H134ZM149 243H151V242H149ZM155 243V244H156ZM160 243V242H159ZM159 243H157V245L159 244ZM195 243V242H194ZM208 243V242H207ZM130 244V243H129ZM147 244V243H146ZM160 244H162V243H160ZM167 244V243H166ZM180 244V243H179ZM201 244V243H200ZM204 244V243H203ZM31 245H33V244H31ZM31 245H30V243L28 244H26L25 243V245L23 244V246L21 247V251L22 252H26V250L27 251H30V250H32V247H31ZM119 245V244H118ZM128 245V244H127ZM135 245V244H134ZM150 245V244H149ZM169 245H171V244H169ZM173 245V244H172ZM198 245V244H197ZM98 246V245H97ZM102 246V245H101ZM152 246H154V245H152ZM156 246V245H155ZM175 246V245H174ZM33 247H34V245H33ZM36 247V246H35ZM92 247H94V246H92ZM108 247V246H107ZM172 247V246H171ZM20 248V247H19ZM76 248V249H77ZM109 248V247H108ZM117 248V247H116ZM132 248V247H131ZM180 248V247H179ZM37 249V248H36ZM93 249V248H92ZM119 249V248H118ZM133 249V248H132ZM152 249V248H151ZM150 249V250H151ZM209 249V248H208ZM93 250H95V253H93V259L94 260H91V261H97V260H99V256L96 254L98 251H97V249L95 248V249H93ZM170 250V249H169ZM100 251V250H99ZM109 251V250H108ZM159 251V250H158ZM172 251H174V250H172ZM181 251V250H180ZM20 252V251H19ZM21 252V253H22ZM86 252V251H85ZM152 252V251H151ZM17 253V252H16ZM20 253V254H21ZM33 253V252H32ZM78 253H76V254H78ZM102 253H103V251H102ZM215 251L214 250H212L211 252H209L206 256L208 257V258H210V259H212L213 257H214V255H215ZM225 253V252H224ZM20 254H18L17 253V255H15V259L14 260H16L15 261V263L14 264H35L37 261H35V259H34V257H33V259H31L30 257H28V258H30V259H27V260H23V258L22 257H20V256H22V255H20ZM26 254V253H25ZM33 254H35V253H33ZM249 255V258H245V262H244V264H262V262H264V246H262V247H260V249H258L256 252H254V253H250V252H248L247 250H240V251H236V252H229V253H226V254H224V255H222V257H221V261L222 262H226V261H228V260H230L229 259V256L231 255V256H234V257H236V258H238V257H244V255ZM31 255V254H30ZM36 255V254H35ZM25 256V255H24ZM88 256V255H87ZM32 257V256H31ZM37 257V256H36ZM89 257V256H88ZM175 257V256H174ZM245 257H247V256H245ZM40 258V257H39ZM167 258V257H166ZM179 258V257H178ZM177 258V259H178ZM196 256L195 257H192L191 258V262L193 263V262H195V260H196ZM24 259H26V258H24ZM7 260V259H6ZM104 260H106V259H104ZM104 260H102V258H101V260H99V261H101L102 263L101 264H116L117 262H114L113 260H109V261H104ZM78 261V262H77ZM12 262V261H11ZM35 262V263H34ZM40 262V261H39ZM37 264V263H36ZM41 264V263H40ZM50 264V263H49Z\"/></svg>",
	"mask_w": 264,
	"mask_h": 264
}]
</instances>
